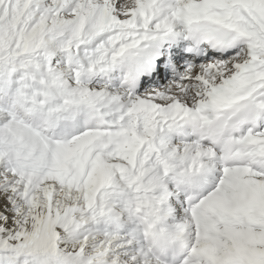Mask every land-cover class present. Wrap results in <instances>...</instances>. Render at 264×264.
<instances>
[{
	"label": "snow or ice",
	"instance_id": "obj_1",
	"mask_svg": "<svg viewBox=\"0 0 264 264\" xmlns=\"http://www.w3.org/2000/svg\"><path fill=\"white\" fill-rule=\"evenodd\" d=\"M0 264H264V0H0Z\"/></svg>",
	"mask_w": 264,
	"mask_h": 264
}]
</instances>
